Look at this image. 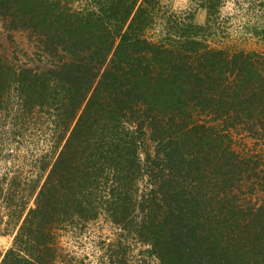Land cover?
I'll use <instances>...</instances> for the list:
<instances>
[{
	"label": "trees",
	"instance_id": "obj_1",
	"mask_svg": "<svg viewBox=\"0 0 264 264\" xmlns=\"http://www.w3.org/2000/svg\"><path fill=\"white\" fill-rule=\"evenodd\" d=\"M21 1L25 14L36 23L30 29L35 56L23 65L0 57V115L13 109L15 123L32 115L49 122L53 151L60 149L54 160L41 165L48 172L41 184L37 181L35 206L26 214L22 207L15 244L0 264H54L57 232L103 213L135 242L150 244L147 252L159 264H264V253L257 251L250 258L240 246L224 241L226 222L239 216L235 206L227 207L226 199L220 198L219 211H203L202 218L194 190L166 179L162 164L173 163H193L188 172L206 177L209 167L200 165L205 157L197 155L195 162H189L168 144L163 154L155 150L153 155L146 148L144 131L147 113H152L153 122L164 109L176 110L173 115L180 117L188 99L201 107L211 103L215 116L226 94L232 105L238 104L241 93L251 102L259 97L262 102L264 94L259 92H264V83L251 79H264V73L252 56L240 52L226 58L221 49L207 50L203 41L209 24L196 26L204 33L201 39L189 35L195 27L192 22L180 27L168 20L165 39L150 42L144 33L156 22L159 0L140 4L139 0H91L90 9L72 12L44 0ZM203 5L212 13L214 1L205 0ZM54 54L63 58L55 59ZM219 58L222 66L213 68ZM241 74L248 77L242 89L243 79L234 77ZM209 90L215 95H206ZM247 111L248 119L256 118L254 111ZM205 139L217 141L215 150L221 152L222 136ZM215 156L223 158L217 152ZM172 168L175 173L179 170ZM224 168L220 163L216 170L222 177L229 171ZM169 177L177 179L173 173ZM251 216L264 228L263 210ZM260 247L264 250V241Z\"/></svg>",
	"mask_w": 264,
	"mask_h": 264
},
{
	"label": "rangeland",
	"instance_id": "obj_2",
	"mask_svg": "<svg viewBox=\"0 0 264 264\" xmlns=\"http://www.w3.org/2000/svg\"><path fill=\"white\" fill-rule=\"evenodd\" d=\"M44 1L49 6L55 5L57 9L69 8L71 12L81 7L90 9L94 5L91 0ZM159 1L161 10L156 7V22L150 23L144 33L150 42L159 43L158 41L165 39L168 20L177 22L180 27L192 22L195 27H191L189 35L201 39L204 33L198 31L196 26L209 24L206 38L203 36L207 50L221 49L226 58L240 52L249 54L264 73V0H212V13L204 7L205 0ZM141 2L139 0V4ZM22 5L24 3L21 0H5L0 3V57L16 65L31 62L35 56L34 47L36 48V42L30 40V29L36 23L25 14V7ZM104 20L108 24L112 21L106 13ZM100 22L98 21L99 24ZM60 54H54L55 59H62ZM69 57L70 54L67 58ZM220 64L221 58L213 68L221 67ZM194 67L197 70V66ZM234 77L243 79L241 89L246 87L245 74ZM251 80L264 83V79ZM232 82L231 77V85ZM233 90L235 89L232 88L231 91ZM261 93L264 94L259 92ZM206 95L212 97L215 94L209 90ZM240 96L238 104L233 102L232 105L226 94L219 116L211 111V103L201 107L195 105V100L194 103L189 99L186 104H182L180 117L173 115L176 110L171 113L172 109H164L163 112L159 110L157 119L153 122L150 118L152 113H147L145 145L153 155L155 150H160L163 154V148L168 144L189 162H195L197 155L199 158L205 157L206 160L200 165L209 167L205 169L206 177L188 172L193 163H173L172 166L179 169L176 173L172 166L162 164L166 179H173L177 186L185 183L194 190L197 198L195 202L202 207V215H199L202 218L203 211H212V208L215 212L219 211L220 198L226 199L227 207L235 206L239 216L226 222V228H223L224 241L235 243L250 258H254L257 251L264 253L260 247V243L264 241V228H261L262 224L253 223L255 219L252 220L251 216L264 211V100L258 102L259 97L251 102V97L247 94L241 93ZM13 103L14 100L10 101V106ZM247 109L254 111L256 118L248 119L246 114L250 112ZM14 114L15 111L10 109L0 115V261L4 253L14 246L24 214L35 206L37 181L41 184L48 172L41 165L54 160L60 149L58 147L53 151L55 140L51 138L49 122L32 115L15 123ZM247 119L249 122L244 125ZM152 122L153 126L150 128L148 124ZM207 135L209 138L211 135L223 137L221 152L215 150L217 141L207 143ZM215 152L219 153V158H223L218 159ZM46 153L49 154L46 160H40L41 155ZM207 153H211L209 158ZM220 163L226 165L225 172L229 169L224 177L221 172H216ZM171 173L177 179L169 177ZM145 180L141 181V189L144 188ZM218 194L225 196L219 197ZM22 207H25L24 214H21ZM225 208L223 210L226 212ZM123 229L104 213L78 227L61 228L56 237L59 251L54 264H133L142 261L159 264V260L147 252L152 248L150 244L135 242Z\"/></svg>",
	"mask_w": 264,
	"mask_h": 264
}]
</instances>
